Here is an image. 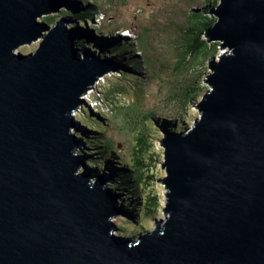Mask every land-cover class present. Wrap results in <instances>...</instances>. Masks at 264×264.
<instances>
[{"label":"water","instance_id":"1","mask_svg":"<svg viewBox=\"0 0 264 264\" xmlns=\"http://www.w3.org/2000/svg\"><path fill=\"white\" fill-rule=\"evenodd\" d=\"M62 8L75 11L0 0V264H264V0L210 8L206 33L231 51L209 60L192 126L161 130L168 217L137 238L114 232L128 211L77 172L68 136L81 94L120 71L116 44L66 26L71 15L50 24Z\"/></svg>","mask_w":264,"mask_h":264},{"label":"rangeland","instance_id":"2","mask_svg":"<svg viewBox=\"0 0 264 264\" xmlns=\"http://www.w3.org/2000/svg\"><path fill=\"white\" fill-rule=\"evenodd\" d=\"M69 1H71L75 7L78 6L76 1ZM93 2H96L102 10H106L104 13H106V17H108V19H102V23L93 22L92 25L89 22H87L86 25L81 20L74 19L75 23L69 22L66 26L79 24L84 27V29L94 38V40H104L99 37V34L105 38H114V33L121 34L115 29L112 31H107L106 27L118 28V26L122 25L123 21L117 19V17H119V15L124 16L138 29L140 33H143V35L146 36V43L144 46L140 47L139 45H135V47L139 50H133L132 54H130V57L136 55L139 56L138 62L140 63L139 66L135 68V73L144 75L147 80H142V88H138L134 84H140V82L135 78H125L120 76V74H118L119 72L107 75L106 81L102 82L105 84L104 90L107 92L104 96L103 101L105 103L103 106L109 108L110 110L106 108V111H104L102 116L101 113H99V115L95 113L96 110L94 109L90 100L91 97H95V87L89 89L88 93L83 95L86 103L73 111L75 116L74 120L79 122L75 126H72V131L75 132L77 136V143L74 146V150L77 147L75 152H77V154L81 153L85 155L84 147H87L86 139L77 134V131L81 129L82 131H86L87 135L89 136H97L92 133L93 129L85 124L84 118L80 117L83 111V106H86L87 104L91 108L92 112L90 117L97 122L100 121L99 124H97L98 128L106 130L100 139L112 138L115 141L122 143L120 147L122 150H127L128 152H130L133 148H137L136 145L139 135L142 133V131L148 128V125L145 124L146 112L157 117L162 114L171 115L178 110H185L188 111L187 115L190 118V121L188 125L182 129L192 126L194 120L200 116V111L196 102L200 100L203 93L208 88H210V84L206 82V76L210 72L208 68V62L213 56H215V59H218L222 52H225L226 49H230L229 47H222L221 45L216 46L217 48L214 49V47H211V45L208 44L204 46L198 54L191 57L189 64H187L183 60L184 51L195 47V42L198 41L201 36H195L189 42H187L186 40L193 34H189L190 32H185V29H187L190 24H196V32L205 31L207 27L213 24L211 21V16L216 19L215 14L210 10V8L217 7L219 0H112V2L111 0H93ZM208 5H210L209 11ZM198 6L201 8L200 13L195 17H191L190 12ZM62 10L63 12L60 10L58 12H51L49 16H45L53 20L52 22H49L50 24H53L56 20L60 19L64 15H71L74 17V14L71 10H64L63 8ZM96 15H98L100 18L99 13ZM41 19L45 18L41 17ZM204 36L206 37L207 33L204 32ZM214 40H210L209 43H212ZM40 41L41 38L39 40L37 39L27 44H23L18 48V50L22 52L35 50ZM136 42L137 41L135 38L129 43L130 45H134ZM86 46L91 47V44H86ZM128 65L132 64L128 62ZM186 67H193V69L189 71L181 70ZM194 80H196V83H193V86L196 87L192 90L197 93L193 96L194 98H191V100L188 102L189 104L187 103L188 105H186V107H182L181 103H178V100H176L175 103H173V101H169V98H171L173 95H185L187 92L184 90L183 86H185L187 82ZM199 84L203 87L201 91V86ZM113 89L116 91H121L122 95H119L118 92H116V94L118 93L117 95H113L112 91L110 92V90ZM136 92L139 94L135 100L132 97H134ZM127 103H129L132 107H128ZM157 106L160 110H157ZM152 109L157 111H153ZM149 121L151 124H153L151 118ZM87 127L92 130L88 131V129H86ZM182 129L172 128V131L178 132V130ZM154 132L157 133V131ZM89 136H86L88 141L93 140V138ZM162 136L163 133L159 132L158 136L151 138V143L148 144L151 150V158L149 157L148 159L150 164L153 165L150 166V168L156 171V180L153 189L157 191L159 199L157 206L159 209V215L156 217L159 221L150 218V216L145 220L150 227H154L157 224H161L163 226L168 217L163 209L168 199V187L163 183V179L167 174V168L166 166L162 165L165 159L164 147H162L160 143ZM95 143H99L101 147L107 146V148H105V153H107V157L110 159L107 161L111 166L114 164L115 167H118V169L115 168V171H122L123 168L129 164L127 157L125 156V152L120 151V155H118L117 151L116 153H113V150L111 149L113 147L111 142L110 144L105 142L102 143L100 140L99 142L95 141ZM88 151L90 152V150ZM94 151L96 152L98 149H93L92 152ZM98 156L99 154L95 153L94 157L97 158L95 161H88L86 158L87 163L89 166L91 165V168H96L95 170H92L94 173L106 172V174H109L110 171L105 167L104 164L106 161L103 158H98ZM119 160H122L123 163H120ZM82 169L83 167H81L80 170ZM114 180L115 179H109L107 186L111 187L112 191L115 192L116 190L114 187L116 186V182ZM123 191V193H120L119 190L116 191L121 195L119 198V205H122L123 200L126 201L123 196L128 194L130 195V193L125 192L124 189ZM129 198L133 202L136 201L133 196H130ZM140 199H142V202L140 200V205L142 206L143 198L140 197ZM139 215L142 216V212L139 213ZM130 219L134 220L133 211L130 212L129 216L120 213L115 217H112L114 224L115 221L116 223L117 221L121 222V225L118 228L115 226L114 232L135 238L147 232V229L138 231L140 228L138 225H141V223L139 222L136 226L135 220L132 224L135 229L130 228L128 224ZM123 229L125 233H122Z\"/></svg>","mask_w":264,"mask_h":264},{"label":"trees","instance_id":"3","mask_svg":"<svg viewBox=\"0 0 264 264\" xmlns=\"http://www.w3.org/2000/svg\"><path fill=\"white\" fill-rule=\"evenodd\" d=\"M74 1H76L78 4V6H76V7L73 5L75 8V11L72 12L74 14V18L81 20L84 24L87 25V22H93L95 15L97 13L102 14V15L104 14L103 17L105 16V19H108V17H106V13H104L106 10L105 9L102 10L101 7L96 2H93V0H74ZM111 2H112V0H111ZM206 6H207V4H206ZM209 7H210V5H208V11H209ZM200 10H201V8H200V6H198L197 11L196 10L191 11L190 12L191 17H195L197 14H199ZM117 19L125 21L127 23V25L135 31L136 41H137L136 44L130 45L128 42V39L126 37H124V35L117 34V33L114 34V38L106 37L105 39L116 44L110 48V51H111V55H114V58L117 61H119V63H120V71L118 74H120V76H123V77L128 78V79L135 78V79L139 80L140 84L137 83L134 85L137 86L138 88H142L141 87L143 85L142 80H147V78L142 74L135 73V68L138 67L139 63H140V62H138L139 56L136 55V56L130 57V54H132L133 50H139L135 47V45H139L140 47L144 46V44L146 43V36L143 35V33H140L138 31V29L131 22H129L124 16L119 15V17H117ZM216 19H217V17H216ZM216 19L213 16H211V21L213 23ZM189 26H191V27H189ZM189 26L187 29H185V32H190L189 34H193V35L191 37H189L186 41L189 42L192 38H194L195 36H198V35H200L201 38L195 42L196 43L195 47H192L189 50L184 51L183 60L185 61V63L189 64L191 57L198 54L202 50V48L208 44H210L211 47H214V49L217 48L216 46H219V45L222 46V43L224 41L210 39L209 35H207L206 37L204 36V32L206 33V29H205V31L196 32L195 31L196 24H190ZM113 29L114 28H112V27H108V28L106 27L107 31H112ZM113 33H114V31H113ZM210 40H214V41L212 43H209ZM128 52H129V55H128ZM128 62H130L132 65H128ZM208 68H209V66H208ZM192 69H193V67H186V68H183L181 70L189 71ZM105 81H106V79H105ZM105 81L102 80V81L97 83V85L95 87V97L93 96L94 98L99 99L101 102V104H99L98 107L96 108L97 112H95L97 115H99V113H101V116L104 114V111H106V108H107V107L103 106L105 103L103 101L104 96L107 93L104 90L105 84L102 83ZM193 83H196V80L187 82L186 85L183 86L184 90L187 92L185 95L184 94L181 96L180 95H177V96L173 95L171 98H169V101H171V102L173 101V103H175L176 100H178V103H181L182 107H186V105L189 104L188 102L191 100V98L193 99L194 98L193 96L197 93V92H194V90H192L193 88L196 87V86H193ZM202 89H203V87L201 86L200 91ZM111 91H112L113 95H115L116 92H118L119 95H122L121 91H116L115 89L110 90V92ZM138 94L139 93L136 92V94L132 98H134L136 100ZM123 97H125V96H123ZM121 99H122V97H121ZM102 102H103V104H102ZM127 106L132 107V106H130L129 103H127ZM157 108H158L157 110H160L158 106H157ZM107 109L110 110L109 108H107ZM157 110H153V111H157ZM91 113H92L91 108L88 106V104L86 106L84 105L83 111H82L80 117L81 118L83 117L85 120V124H87L88 127L92 128L93 130L89 129L88 127L86 129H88V131L92 130V133L97 135V136H94V135L89 136V135H87L86 131H82L81 129L79 131H77V134L81 135L82 137H84L86 139L87 147H84V149H85L84 150L85 151L84 157L87 158L88 161L89 160L95 161L97 158L94 157V155H95V153H98L99 154L98 158H103L106 161L104 163L105 167L109 171H114L117 174L116 175L117 181L119 180V182L115 183L116 186L114 187V189L116 191L119 190L120 193L124 192L123 189L125 190V192L130 193V195L124 194L125 196H123V198L126 201H124L121 198L123 200L122 204L130 212L135 210V207H137L136 211L135 212L133 211V214L142 212V214H143L142 215L143 219H141L142 222H140V220L136 221L135 225L137 226L138 223L140 222L141 225H138V226H140L138 231H141L143 229H147V232H148L151 229V227L148 226L149 224H147L145 220L148 219L149 216H150V218L157 220L156 217L159 215V213H158L159 209L157 207L158 203H159L158 193H157V191H155L153 189V186H154L155 180H156V178H155L156 171H154L150 168V166H153V165L150 164V161L148 159L149 157L151 158V150H150V147L148 144L151 143V138L157 137L158 133L161 132V130H171L172 131V128L182 129L185 126H187L189 121H190V118L187 115L188 111L178 110L174 114H171V115L162 114V115H159L157 117H155L153 114H148V112H146L145 113V124L148 125V128L146 130L142 131V133L139 135V139H138V142L136 145L137 148H133L130 152H128L127 150H125V151L122 150V148L120 147L122 145V143L117 142L112 138L100 139L102 137V134H104L105 133L104 131H106V130L98 128L97 124H99L100 121L97 122V121L93 120L90 117ZM150 118H151V121H153V124L150 123V121H149ZM79 120H81V119H79ZM89 120H91V121H89ZM97 129H99V130H97ZM153 130L157 131V133H155ZM178 131H181V130H178ZM86 136L92 137L93 140L88 141ZM100 140L102 143L105 142V143L110 144V142H111V145L113 146L111 148L113 150V153L114 152L116 153V151H117L118 155H120V153H121L120 151L125 152V154H126L125 156L127 157V160L129 162V164H128L129 166L126 165L122 171H118V170L115 171V168L118 169V167H115L114 164H113L114 167L111 166L110 163L107 161V160H110L107 157V153H105L106 152L105 148H107V146L101 147V145L99 143L98 144L95 143V141L99 142ZM93 149H98V151L92 152ZM88 150H90V152ZM119 162L123 163L122 160H119ZM155 170H156V167H155ZM149 188H150V190H149ZM130 196L131 197L133 196L134 199H136V201L135 202L131 201L129 198ZM140 197L143 198L142 206L140 205ZM128 224H129L130 228L135 229V227L132 226L133 220L131 221V219H130ZM120 225H121V222L117 221V226L119 227ZM122 233H125L124 229H123ZM120 235H122V234H120Z\"/></svg>","mask_w":264,"mask_h":264},{"label":"bare ground","instance_id":"4","mask_svg":"<svg viewBox=\"0 0 264 264\" xmlns=\"http://www.w3.org/2000/svg\"><path fill=\"white\" fill-rule=\"evenodd\" d=\"M71 120H69V122H70ZM70 123H72V122H70ZM76 124H73V126H75ZM72 134H74V137H73V143H74V145H76V141H77V136H76V133L75 132H73L72 131V128L69 130V133H68V136H70V135H72ZM74 147V146H73ZM76 149H77V147H76ZM75 149V150H76ZM75 150H74V157H75V159L78 161V167H77V172H79L80 174H82V171L83 170H89L90 172H91V174H93V176H100V178H101V180H105V183H103V187H104V189H105V191L107 192V194L108 193H112V194H114L115 195V197H116V199H115V203H116V205L117 206H120V207H124V205L122 204V205H119V198H120V193L119 192H114V191H112V189H111V187H109V186H107V183H108V180L109 179H115L114 181L115 182H118L117 180H116V173L114 172V171H110L109 172V174H107L106 175V172L105 173H94L92 170L94 169V168H91L90 166H89V164L87 163V161H86V158L84 157V155L83 154H81V153H79V154H77V152H75ZM164 161H165V159H164ZM81 167H83V169L82 170H80L81 169ZM96 169V168H95ZM94 169V170H95ZM113 174L114 173V175H110V174ZM102 174V175H101ZM168 175V172H167V174L165 175V177ZM164 177V179H166ZM168 187V186H167ZM168 190H169V188H168ZM125 208V207H124ZM126 209V208H125ZM127 210V209H126ZM128 211V210H127ZM128 214H130V212L128 211ZM156 221H159V220H156ZM115 224H116V226H117V223H116V221H115ZM117 228H118V226H117Z\"/></svg>","mask_w":264,"mask_h":264},{"label":"clouds","instance_id":"5","mask_svg":"<svg viewBox=\"0 0 264 264\" xmlns=\"http://www.w3.org/2000/svg\"><path fill=\"white\" fill-rule=\"evenodd\" d=\"M215 8V7H214ZM100 15V18L98 17V15H95V18H94V20H93V22H99V23H102V19H104L105 17H103V15L102 14H99ZM217 17V16H216ZM217 19H218V17H217ZM120 20V19H119ZM123 21V20H122ZM93 22H89V23H93ZM215 22V21H214ZM108 28V27H107ZM117 32H119V33H121V35H124V37H126L127 39H128V41L130 42V41H132V40H134L135 38H136V33H135V31L132 29V28H130L128 25H127V23L125 22V21H123L122 22V25L121 26H118V28H114ZM115 34V33H114ZM130 44V43H129ZM223 47V46H222ZM227 47V46H226ZM230 49V48H229ZM226 50H228V49H226ZM228 51H231V49L230 50H228ZM209 71H210V69H209ZM106 77L107 76H105V77H100V78H98V80H96L95 81V83L89 88V89H92V88H94L95 87V85L98 83V82H100V81H105V79H106ZM88 89V90H89ZM88 90L86 91V92H84L83 94H81V97L83 98V95H85V94H87L88 93ZM92 99V97L90 98V100ZM94 99V98H93ZM201 99H202V96H201ZM200 99V100H201ZM92 101V100H91ZM199 101V100H198ZM197 101V102H198ZM81 105H83V104H80L79 106H81ZM78 106V107H79ZM77 107V108H78ZM94 107V106H93ZM198 107V106H197ZM76 108V109H77ZM75 109V110H76ZM94 109L96 110V112H97V109H96V107H94ZM199 109V108H198ZM99 110V109H98ZM78 122V121H77ZM79 123V122H78ZM80 125V124H79ZM183 130V129H182ZM168 131H171V130H168ZM161 133H162V131H161ZM141 200V202H142V199H140ZM165 207V206H164ZM136 209H137V207H135V210H133L134 212L136 211ZM164 209V208H163ZM139 213H141V212H139ZM139 213H135L134 214V220H135V216L138 214V216H139ZM116 215H118V213L117 214H115L113 217H115ZM129 216V215H128ZM111 219H112V217H111ZM142 219H143V217H142ZM133 220V221H134ZM132 221V220H131ZM156 223H158V222H156ZM158 225V224H157ZM157 225H155L156 227H157ZM154 226V227H155ZM117 227V226H116ZM154 227H151V229L149 230V231H151ZM148 231V232H149ZM148 232H146V233H148ZM140 236V235H139ZM138 236V237H139ZM132 237V236H131ZM135 238V237H134Z\"/></svg>","mask_w":264,"mask_h":264},{"label":"built area","instance_id":"6","mask_svg":"<svg viewBox=\"0 0 264 264\" xmlns=\"http://www.w3.org/2000/svg\"><path fill=\"white\" fill-rule=\"evenodd\" d=\"M91 103L96 108L98 107L99 104H101L100 100L99 99H96V98L92 99Z\"/></svg>","mask_w":264,"mask_h":264},{"label":"flooded vegetation","instance_id":"7","mask_svg":"<svg viewBox=\"0 0 264 264\" xmlns=\"http://www.w3.org/2000/svg\"><path fill=\"white\" fill-rule=\"evenodd\" d=\"M187 129H189V127L188 128H185V129H183V130H181L182 132L184 131L185 132V130H187ZM142 216L141 215H139L138 216V214L135 216V221H139L140 220V222H142Z\"/></svg>","mask_w":264,"mask_h":264}]
</instances>
